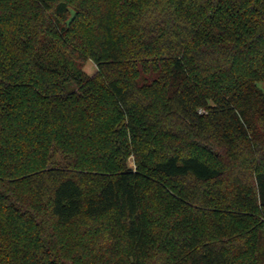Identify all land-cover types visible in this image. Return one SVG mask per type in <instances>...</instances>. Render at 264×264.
Wrapping results in <instances>:
<instances>
[{
  "label": "trees",
  "instance_id": "obj_1",
  "mask_svg": "<svg viewBox=\"0 0 264 264\" xmlns=\"http://www.w3.org/2000/svg\"><path fill=\"white\" fill-rule=\"evenodd\" d=\"M257 83L264 0H0V264H264Z\"/></svg>",
  "mask_w": 264,
  "mask_h": 264
},
{
  "label": "rangeland",
  "instance_id": "obj_2",
  "mask_svg": "<svg viewBox=\"0 0 264 264\" xmlns=\"http://www.w3.org/2000/svg\"><path fill=\"white\" fill-rule=\"evenodd\" d=\"M81 67H82V70L85 73H87L88 75L93 74L96 70V65L94 64V62L90 58L83 59ZM257 86L260 89H262V91L264 92V84L263 83H257ZM126 165L129 167H134L133 158L131 155L126 158ZM262 221L264 222V219H262Z\"/></svg>",
  "mask_w": 264,
  "mask_h": 264
}]
</instances>
